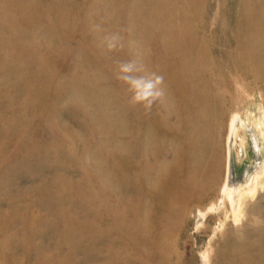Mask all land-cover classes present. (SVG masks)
<instances>
[{"label": "rangeland", "instance_id": "1", "mask_svg": "<svg viewBox=\"0 0 264 264\" xmlns=\"http://www.w3.org/2000/svg\"><path fill=\"white\" fill-rule=\"evenodd\" d=\"M234 116L251 184L264 0H0V264H264V176L222 199Z\"/></svg>", "mask_w": 264, "mask_h": 264}, {"label": "bare ground", "instance_id": "2", "mask_svg": "<svg viewBox=\"0 0 264 264\" xmlns=\"http://www.w3.org/2000/svg\"><path fill=\"white\" fill-rule=\"evenodd\" d=\"M247 126V123L242 120L239 119L237 116H234L233 118H231L230 123H229V133H228V139H227V172H226V178L224 181V184L222 186V199L223 202H225L227 199L230 200L231 202H233L234 205L239 206L240 202H241V198L246 195H253L256 193L257 191V187H258V181L260 179H262V177L264 176V160H262V145H263V132H264V122L261 124L259 122L258 126H253L252 128H249L256 136H257V140L259 142V154L257 156V154H254V158L256 160L255 162V169H257L258 171L255 173L254 175V179L251 182V184H239L238 182H236V184H234L233 186H229L228 185V161H229V146H231L233 152L235 150V146H237V139H238V135L241 133V128H245ZM262 129V130H261ZM240 149L239 152L240 154L244 152L245 149V144L242 143L240 144ZM257 152V150H256ZM235 169L236 168V162H235ZM236 176L238 178V173L236 171ZM204 216H202L200 222L204 221Z\"/></svg>", "mask_w": 264, "mask_h": 264}, {"label": "clouds", "instance_id": "3", "mask_svg": "<svg viewBox=\"0 0 264 264\" xmlns=\"http://www.w3.org/2000/svg\"><path fill=\"white\" fill-rule=\"evenodd\" d=\"M132 71L130 63L123 64L120 68L121 73H129ZM118 79L129 83L132 86L133 95L130 102L133 105H142L146 110H150L152 105L163 96L161 87L163 78L155 75L154 78L145 81L143 79L130 80L126 75L118 76Z\"/></svg>", "mask_w": 264, "mask_h": 264}, {"label": "water", "instance_id": "4", "mask_svg": "<svg viewBox=\"0 0 264 264\" xmlns=\"http://www.w3.org/2000/svg\"><path fill=\"white\" fill-rule=\"evenodd\" d=\"M247 132H248V136L250 138L251 144H252L253 152L255 155L257 154V156H258V154H259V142L257 140V136L251 130H247ZM256 150H257V152H256ZM247 174H248V172H246V175L244 176V178H246ZM236 182H238L239 184L242 183V181L240 179H238L236 176L234 152H233L231 146H229L228 185L231 187L234 184H236Z\"/></svg>", "mask_w": 264, "mask_h": 264}]
</instances>
